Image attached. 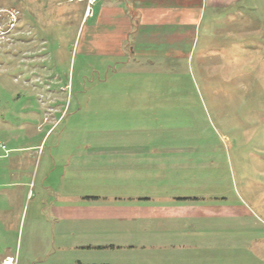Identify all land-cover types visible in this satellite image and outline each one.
<instances>
[{"label": "rangeland", "instance_id": "rangeland-1", "mask_svg": "<svg viewBox=\"0 0 264 264\" xmlns=\"http://www.w3.org/2000/svg\"><path fill=\"white\" fill-rule=\"evenodd\" d=\"M84 9L0 0V264H264V0L145 60L85 53ZM136 195L187 211L132 239L62 214Z\"/></svg>", "mask_w": 264, "mask_h": 264}, {"label": "crops", "instance_id": "crops-1", "mask_svg": "<svg viewBox=\"0 0 264 264\" xmlns=\"http://www.w3.org/2000/svg\"><path fill=\"white\" fill-rule=\"evenodd\" d=\"M238 1L96 0L92 5V13L87 17L84 13L82 17V20L86 17L81 32L83 49L87 54L118 59L181 58L187 53L195 24L203 9L205 7L215 10L228 9ZM85 197L95 199L99 196ZM113 200L112 203L99 204L92 201L72 205L66 207L62 214L74 219L87 220L90 224L85 225L80 232L88 236L120 233L132 239V236L143 230L161 233L173 231L172 221L175 215L187 211V206L182 203L149 204L151 199L142 195L123 199L121 196H114ZM154 221L157 222L151 226ZM129 239L121 245L135 247L136 245ZM125 264L136 263L129 261Z\"/></svg>", "mask_w": 264, "mask_h": 264}, {"label": "built area", "instance_id": "built-area-1", "mask_svg": "<svg viewBox=\"0 0 264 264\" xmlns=\"http://www.w3.org/2000/svg\"><path fill=\"white\" fill-rule=\"evenodd\" d=\"M96 2V0H85V14L90 15L92 13V5Z\"/></svg>", "mask_w": 264, "mask_h": 264}, {"label": "trees", "instance_id": "trees-1", "mask_svg": "<svg viewBox=\"0 0 264 264\" xmlns=\"http://www.w3.org/2000/svg\"><path fill=\"white\" fill-rule=\"evenodd\" d=\"M92 198H94V197H92ZM74 264H109V263H83L80 261H76Z\"/></svg>", "mask_w": 264, "mask_h": 264}]
</instances>
